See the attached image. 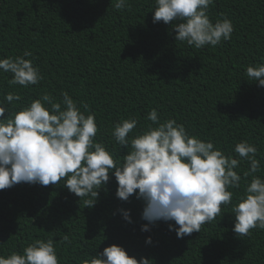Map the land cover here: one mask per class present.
<instances>
[{"label": "trees", "instance_id": "16d2710c", "mask_svg": "<svg viewBox=\"0 0 264 264\" xmlns=\"http://www.w3.org/2000/svg\"><path fill=\"white\" fill-rule=\"evenodd\" d=\"M129 3L116 10L114 0H0V58L31 51L26 59L43 77L23 88L8 83L11 73L0 72V100L9 92L21 97L5 101L6 117L44 93L60 102L66 91L78 106L88 105L99 128L95 139L122 160L130 146L116 143L114 125L137 119L132 137L151 123L146 116L156 108L160 122L175 119L225 155L236 157L234 146L242 140L254 144L261 162L254 175L264 178V87L246 74L248 66L264 63V0H214L210 20L227 17L234 31L230 40L201 49L175 40L171 24L153 23L154 0ZM248 168L244 160L235 169L241 187L228 189L233 200L222 206V217L183 238L169 230V223L178 227L174 221L141 231L148 223L141 218L143 201L116 197L111 174L91 208L63 182L16 184L0 190V255L53 239L60 264H82L113 244L152 264H264V229L244 237L232 230L231 208L251 180L243 176ZM65 235L71 244L62 243Z\"/></svg>", "mask_w": 264, "mask_h": 264}, {"label": "clouds", "instance_id": "9594fccd", "mask_svg": "<svg viewBox=\"0 0 264 264\" xmlns=\"http://www.w3.org/2000/svg\"><path fill=\"white\" fill-rule=\"evenodd\" d=\"M153 23L171 24L175 40L201 49L217 46L231 39L234 25L223 17L210 20L209 6L214 0H154ZM114 8L130 7L129 0H114ZM174 21H180L173 24ZM31 51L23 56L0 58V72L11 73L10 85L27 88L42 79ZM247 76L264 87V63L246 68ZM62 100L44 93L27 106L9 113L8 104L19 101L20 95L9 92L0 100V190L19 183L48 186L63 182L70 193L84 199L85 207H93L99 190L110 180L117 182L116 197L128 201L135 195L144 203L141 218L147 224L169 223L177 238L199 233L202 225L222 217V206L232 204L233 192L241 187V175L235 170L242 161L249 162L243 172L251 176L243 195L232 205L233 232L239 237L250 236L251 229H264V178L254 175L261 170L256 159L257 147L248 141L235 144L237 154L225 155L214 143L190 135L183 124L173 118L160 122L156 108L147 116L148 124L132 137L135 118L122 119L114 125L112 136L121 147L130 151L122 160L116 158L95 138L99 131L95 114L87 104L79 105L68 92ZM81 107L83 111H81ZM87 113V115L85 114ZM123 218L131 223L127 210ZM146 243H151L147 238ZM62 243L71 244L65 235ZM0 264H60L53 239H36L23 248L22 254L12 251L0 255ZM82 264H152L144 257L137 260L118 245H111Z\"/></svg>", "mask_w": 264, "mask_h": 264}]
</instances>
